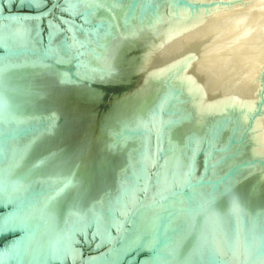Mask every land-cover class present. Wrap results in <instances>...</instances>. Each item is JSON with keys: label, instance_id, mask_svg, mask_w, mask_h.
<instances>
[{"label": "water", "instance_id": "1", "mask_svg": "<svg viewBox=\"0 0 264 264\" xmlns=\"http://www.w3.org/2000/svg\"><path fill=\"white\" fill-rule=\"evenodd\" d=\"M35 1L42 5L0 7V26L31 24L34 43L15 48L0 41V148L29 143L15 173L20 181L33 176L19 183V197L0 201V218L44 196L50 223L61 222L76 252L73 260L64 252L47 264L106 258L132 229L139 237L153 231V240L132 247L117 264H156L170 256L168 264H264V150L254 149L252 127L264 114V74L251 96L215 69L188 63L199 47L186 29L121 34L163 6L168 20L177 8L206 6L198 0H88L80 8L76 1ZM63 5L67 12L58 19ZM111 44L114 67L97 65ZM173 44L183 49L181 60L152 79L150 68ZM54 46L69 55L67 77L45 64ZM21 54L34 59L17 66ZM76 69L91 72L78 76ZM243 96L247 105L239 104ZM171 149L178 167L170 166L159 187L162 157ZM140 214L144 220L132 228ZM100 218L108 223L107 238L96 245ZM32 230L0 231V248Z\"/></svg>", "mask_w": 264, "mask_h": 264}, {"label": "bare ground", "instance_id": "2", "mask_svg": "<svg viewBox=\"0 0 264 264\" xmlns=\"http://www.w3.org/2000/svg\"><path fill=\"white\" fill-rule=\"evenodd\" d=\"M10 1L11 0H4V3L8 6L10 4ZM66 1H68L67 3L69 6L72 5L74 1H76V5L78 8L82 7L83 5H87L88 2V0H66ZM167 1L168 0H163V3L165 2L167 3ZM212 1L213 0H198L199 3H203V5L206 7H201V8L199 7L198 9L193 11H190L186 8H177L176 10L173 11V13H170V17L174 18V20L172 19L168 20L165 17L164 8H167V6L165 7L163 6V8L160 7L157 12V15L154 16V18L153 17L149 18L148 21H142L140 24L137 23V24L128 25L125 29L122 30L121 34L125 37H129L136 34L144 35L145 32L156 33L162 28H164V26L166 27L167 25L170 26L167 28L170 29L171 31L180 30L182 28L186 29V31H189L193 37L195 36L197 40V45L199 47L196 55L189 57L190 62L188 63H191V66H194L195 64L196 66L198 65V67L200 66L202 69L203 67L210 68L212 63L208 66L206 60L208 59V57H210V55H212V57H210L211 59H216V60L218 59L220 61L219 62L218 60L217 61L214 60V62H217L216 64H218V66L219 63L221 64L220 67L222 66L221 67L223 68L222 70L226 72L225 76H227V74L230 75V73L232 74L230 75L232 76V78L229 76L231 79H233L235 73L231 72V70L233 69L229 70V67L233 65L234 67L232 66L231 68L235 69L234 71L237 73V78L239 79L241 74L244 77L243 84L240 82L239 83L242 86H244V89L246 90L248 89L250 91L251 96H255L257 93L256 91L257 84L255 79L257 75H260L259 71L261 69L262 63L260 64V68L258 64L262 58L258 59L256 64L252 63L251 60L247 61L246 59L245 53L251 52L249 44L247 43L248 41L247 39H245L244 36L241 35L242 33L238 30V28L237 27L235 28L236 25H239L242 22L241 19H243L244 17L242 18L241 17L242 15L226 16V12L230 13V11H232L230 10V7L228 6L225 7L226 5L215 7L210 5V2ZM17 2H18V6L25 5L26 7L29 6L38 7L42 5V3L35 0H17ZM231 9L234 8L232 7ZM166 11H170V10L167 9ZM110 23H111L110 26L112 28V21ZM224 24L229 25L227 28H230L231 30L228 29V31L229 30L233 31L232 33H236V34L231 35V37L229 38L230 34H228L229 36L227 37V34L222 30L223 33L222 34L220 33L221 35L214 36V34H216L215 33L216 30H218L219 33V30H221V28L227 31ZM46 25L48 26V28L54 27V25L50 22V20L46 21ZM221 25L222 26L224 25L225 28L222 27ZM32 29L33 26L31 24H24V25L8 24V25L0 26V41L9 47L30 48L34 45L33 40L29 36L31 35ZM233 36L234 38L231 39ZM102 37L99 38L98 36L99 39H101ZM211 37L213 38L216 37V38L214 42L211 41L209 43V39H211ZM212 44L213 46L215 45L217 48H215V50H212L213 48L209 49L208 50L209 52H207L206 51L207 47L209 45L212 46ZM177 46L178 44L176 46L175 44H173L170 47L168 53L164 56V58H162L160 61L158 60L157 62H154L155 64L153 65V68H150L149 70V74H151L150 77H152V79L159 78L160 76H162L163 73L166 72V70L169 67L173 66L179 60H181L183 56V51H182L183 49L179 50ZM28 48H25V50L28 51L29 50ZM112 48L113 47L111 44V46L108 47L106 51H104L103 55L101 54L100 56L97 57L96 60L97 65L104 67L110 66V68L114 67V64L112 63V60L110 59L109 56ZM53 50H54L52 53L53 57L46 59L45 64H54L56 66L55 68H57V70L60 71L62 75L67 77L69 72V69L67 67H69L70 65L69 55L60 53V51L57 49V46H54ZM226 52L227 53L229 52L230 54L229 53L227 54ZM33 59L34 58L32 57H28L27 55L21 54L15 61H19L17 63V66H21V65L25 66L31 63ZM230 62L232 65L230 64ZM227 63L229 64V66ZM64 69L66 70L64 71ZM228 70L230 71V73ZM87 72L90 73L91 71H87ZM87 72L83 71L81 73L78 70L76 73H79L78 76L80 75L83 76V75H87ZM217 73L219 72L217 71ZM220 76L222 77V79H224L225 77L224 72H222V75ZM227 81H229V78ZM241 98H243L244 100L246 96H243ZM248 100L249 99L247 97L245 101H241L239 104L247 105ZM127 103L126 105H129ZM131 106L135 110H138L137 109L138 106H133V105ZM2 109L3 107L0 104V113ZM112 111H116V109L113 108V110H111L109 114H111ZM252 127L255 130L254 140L256 141V145L254 146V149L262 151L264 150V114L259 115L255 118ZM29 145L30 144L26 142L25 144L20 145L18 147L11 145L10 148L8 144L5 149V152H3L4 150L0 148L1 158H3L0 160V201L7 202L16 199L21 195V190H23V188L19 186V183L20 182L29 183V181L33 180V176H28L26 177V179L20 181L18 179L20 176H17V174L15 173L20 158L22 157L24 152H26L29 149ZM178 162H179V155L177 150L171 149L170 151L164 152V155L162 157V166L160 168V173H159V182H158L159 187L165 186L166 181L163 180L165 173L168 172L170 166L176 169L178 167L177 165ZM11 172H14L15 174ZM45 203H46L45 197L40 196L39 198H37V202L33 206H29L28 208H22L20 209V211H17L16 213H7L0 218L1 232L22 226H28L33 229L31 233H29L27 236H23L20 239H18L16 243L14 242L10 244L9 247L3 253L0 254V263L2 261H6L7 259H10L12 260L11 261L12 264H47L48 260H61L64 252H68L70 259L72 260L75 259L76 252L75 249L69 248L68 234L63 231L64 227L61 224V222L56 227L52 226V223H50L49 220L50 217L49 215L52 212L50 206L49 205L47 206ZM144 217L145 214L138 215L137 220L134 222L132 228H136L137 225L142 223ZM106 224L108 223L105 222L104 218L103 219L100 218V220L97 223L98 225L97 230L100 239L96 245L104 243L107 238L106 233L104 231ZM115 224L116 223L111 222V225H115ZM152 224L154 223L150 224V228L154 227L152 226ZM132 230L128 232V234L125 236L122 242L117 246V248L113 250L106 258L94 261L89 264H117L118 261L122 258V256L126 254L132 247L136 245L139 246L141 245L143 248L148 247L149 242L153 240V238H151V234L153 231H149V233L147 232L143 236L139 237V235H136L134 232L136 229L133 231ZM142 234L143 233H141L140 235ZM170 259L171 256L159 258L156 264H168ZM143 264H145V261L143 262Z\"/></svg>", "mask_w": 264, "mask_h": 264}, {"label": "rangeland", "instance_id": "3", "mask_svg": "<svg viewBox=\"0 0 264 264\" xmlns=\"http://www.w3.org/2000/svg\"><path fill=\"white\" fill-rule=\"evenodd\" d=\"M210 5L215 6V7L216 6L220 7V6H225L226 5L225 7L228 6V7H230V10H232V11H230V13H227L226 12V16H228V15H238V16H241L242 15L241 17L242 18L244 17L243 19H241L242 22L239 25H236L235 28L237 27L238 30L242 33L241 35L244 36L245 39H247V41H248L247 43L249 44V47H250L251 52L250 53H245L247 61H250L251 60L252 63L256 64V62L258 61V59L262 58L260 60L259 64H258V66L260 68V64L262 63L261 64V69L259 71V74H263L264 73V63H263V61H264V0H213L212 2H210ZM17 6H18V2L17 3L16 2H11L8 6L5 3H3V2L0 3V7L1 8L10 7V8L13 9V8H16ZM235 6L237 7V9H236ZM232 7L234 9H231ZM65 8H66L65 5H63L60 8V11H59L60 14L58 16H56L58 19H63L64 16H62V15H63L64 12H66L65 11ZM233 12H235V13H233ZM224 25H225V27H226V29L228 31V29H230V28H227L229 25L228 24H224ZM224 25L223 26L221 25V26L224 27ZM221 26H220V28H221ZM222 30L227 34V37L229 36L228 34H230L229 38L231 37V35L236 34V33H232L233 31H230L231 29L227 32V31H225V29H222L221 28V30H219V33H218V30H216L215 33L218 34V35L214 34V36L221 35L223 33ZM227 37H226V39H227ZM215 38L216 37H214V38L211 37V39H209V43L211 41L214 42L215 41ZM233 38H234V36L231 39H233ZM228 41H229V39H228ZM209 46L206 49L207 52H209L208 51L209 49H212L213 48L212 50H215V48H217L215 45L213 46V44H212V46H210V47ZM210 57H212V55H210ZM210 57H208V59L206 60L207 61V65L209 66L212 63L211 64V68L214 66L213 69H215L216 71H218L221 75H222V72H224V76H225L226 75V72L224 70H222L223 69V68H221L222 66L220 67L221 64L219 63V66H218V64H216L217 62H214V60L217 61L218 59L217 60L216 59H211ZM228 60H229V58H228ZM215 64L217 65V67H216ZM230 64H231V62H230ZM228 66H229V64H228ZM231 67H229V70L230 69H233V70H231V72H234L235 75L233 76V79H231L232 76H230V75H232V74L228 70L229 73H230V75L227 74V76H225V77L223 76L224 77V81H227L228 78H229V81H227V82H233L234 80L237 79L233 83H235V84L238 83L240 85V87L244 88V86H242L240 84V83L243 84V82H244L243 81V78H244L243 75L242 74L241 75L238 74V75H240V78H242V79H240V78L238 79L237 78V73L234 71L235 69L234 68H231ZM226 78H227V80H226ZM230 79H231V81H230ZM238 80H240V81H238Z\"/></svg>", "mask_w": 264, "mask_h": 264}, {"label": "flooded vegetation", "instance_id": "4", "mask_svg": "<svg viewBox=\"0 0 264 264\" xmlns=\"http://www.w3.org/2000/svg\"><path fill=\"white\" fill-rule=\"evenodd\" d=\"M12 239V238H11ZM11 239H9V241L2 247V248H5V247H9V244L11 243ZM2 248H0V249H2Z\"/></svg>", "mask_w": 264, "mask_h": 264}]
</instances>
